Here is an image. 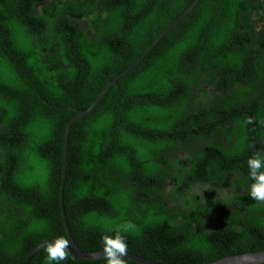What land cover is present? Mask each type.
Segmentation results:
<instances>
[{
  "label": "trees",
  "instance_id": "trees-1",
  "mask_svg": "<svg viewBox=\"0 0 264 264\" xmlns=\"http://www.w3.org/2000/svg\"><path fill=\"white\" fill-rule=\"evenodd\" d=\"M192 2L0 0L1 263L21 264L40 243L67 238L59 202L67 121ZM254 105L258 121L264 0H198L71 125L63 204L77 245L101 250L102 236L129 222L128 251L164 264L264 249V202L250 195L247 163L264 152V125L253 133L240 115ZM221 118L238 124L225 133ZM235 167L245 199L227 231L209 219L223 203L215 183ZM199 184L206 195L196 199L189 192ZM27 264L56 262L44 246ZM59 264L107 261L70 253Z\"/></svg>",
  "mask_w": 264,
  "mask_h": 264
},
{
  "label": "water",
  "instance_id": "water-1",
  "mask_svg": "<svg viewBox=\"0 0 264 264\" xmlns=\"http://www.w3.org/2000/svg\"><path fill=\"white\" fill-rule=\"evenodd\" d=\"M198 0H193V2L186 7L184 11H182L168 26H166L158 35L157 37L151 42V44L147 47V49L135 60L133 61L127 68H125L123 71H121L114 79H112L106 88L103 90L101 95L95 99V101L87 108V109H75V114L69 119L66 123L65 129H64V140H63V147H64V153H63V167H62V176H61V187H60V212H61V218L62 222L67 234V238L71 241L72 247L70 249V253L76 257L82 258V259H97V258H104V252L103 250H96V251H85L82 250L74 241L73 237L71 236L66 214L64 210V204H63V187H64V180L66 176V165H67V152H68V136L70 132V128L72 125V122L80 117L85 115L87 112H89L96 103L100 100L102 95L107 91L108 88H110L112 85H115L117 83V80L126 72H128L134 65H136L141 59L144 58V56L152 49V47L166 34L168 30H170L175 24H177L182 18H184L197 4ZM55 240H47L39 245H37L32 252L28 255V257L21 263V264H27L28 261L35 255V253L40 250L42 247L46 246L48 243H54ZM125 259H131L141 264H164L161 262H158L154 259L141 256L135 253H132L128 251V255L125 257ZM264 263V249L260 250H253V251H247L243 253H237V254H230L223 256L221 258H218L208 264H261Z\"/></svg>",
  "mask_w": 264,
  "mask_h": 264
},
{
  "label": "clouds",
  "instance_id": "clouds-1",
  "mask_svg": "<svg viewBox=\"0 0 264 264\" xmlns=\"http://www.w3.org/2000/svg\"><path fill=\"white\" fill-rule=\"evenodd\" d=\"M251 118H249V123ZM249 177L253 181L250 187V195L255 201L264 202V152L257 150L248 159ZM134 225L125 222L117 225L113 234L102 236L104 258L107 264H126L128 255L127 235ZM72 247L71 241L64 236H58L54 243L46 245L47 260H67Z\"/></svg>",
  "mask_w": 264,
  "mask_h": 264
},
{
  "label": "flooded vegetation",
  "instance_id": "flooded-vegetation-1",
  "mask_svg": "<svg viewBox=\"0 0 264 264\" xmlns=\"http://www.w3.org/2000/svg\"><path fill=\"white\" fill-rule=\"evenodd\" d=\"M44 3V2H42ZM258 28V27H256ZM259 31H262V29H258ZM101 39V38H99ZM114 47L115 50H117L119 52V46H118V42L117 40L113 37H111L109 39ZM123 59H121L120 61H122ZM260 60V59H259ZM256 108L257 106H252V107H248L242 110V112H240V115H249L248 116V122H249V118H251V122L249 123V126L246 128H250L251 131L253 133L258 132L255 130V126L256 123H260L262 126L264 125V118L256 121ZM253 110V111H252ZM241 121H245V120H241ZM236 124H238L236 122V120L231 123L228 124L227 119L225 118H221V119H217L216 120V126L219 128V126L222 125V128L224 130V132L226 133L230 126H234L236 127ZM223 145H227L226 142H221ZM229 148L232 147V145H228ZM259 147L257 145H255V149H258ZM252 155V154H251ZM250 155V157H251ZM162 164L164 165V162H162ZM218 171V170H217ZM221 172V171H218ZM221 174H223L221 172ZM225 177L224 179L219 182V183H215L217 186V189H220L216 192V194L214 195V199H221L223 200V203L220 205L218 210H212L211 214H212V218L209 219L210 222H213V220H215L216 225H220L221 227L225 228L228 231L230 229V227H234L235 225V220H234V211L232 210V208H236V209H241V205L244 202L245 199V191H244V187H242L241 184L244 185V174L242 173V171L235 167L231 170H227L224 173ZM168 175H165V177H167ZM219 180L222 177H217ZM228 179V180H226ZM241 185V186H240ZM206 189L203 188L200 184L199 185H193L190 192L191 194H196V199H198L199 196L204 197L206 194ZM204 219H206V216H203ZM103 250V249H101ZM131 252V251H130ZM0 264H3L0 262Z\"/></svg>",
  "mask_w": 264,
  "mask_h": 264
},
{
  "label": "bare ground",
  "instance_id": "bare-ground-1",
  "mask_svg": "<svg viewBox=\"0 0 264 264\" xmlns=\"http://www.w3.org/2000/svg\"><path fill=\"white\" fill-rule=\"evenodd\" d=\"M135 66V65H134ZM118 81V80H117ZM117 84V83H116ZM115 84V85H116ZM113 86V85H112ZM84 116V115H83ZM81 117V116H80ZM79 118V117H78ZM77 119V118H76ZM73 123V122H72ZM70 230V229H69ZM71 233V232H70ZM71 236H72V234H71ZM73 237V236H72ZM75 241V240H74ZM77 244V243H76ZM86 251V250H85ZM133 253V252H132ZM36 254V253H35ZM135 254H137V253H135ZM139 255V254H138ZM142 256V255H141Z\"/></svg>",
  "mask_w": 264,
  "mask_h": 264
}]
</instances>
